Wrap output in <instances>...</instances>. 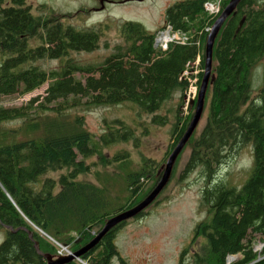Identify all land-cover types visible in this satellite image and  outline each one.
Returning a JSON list of instances; mask_svg holds the SVG:
<instances>
[{"label": "trees", "instance_id": "obj_1", "mask_svg": "<svg viewBox=\"0 0 264 264\" xmlns=\"http://www.w3.org/2000/svg\"><path fill=\"white\" fill-rule=\"evenodd\" d=\"M68 17L35 15L26 0H0V100L26 95L47 83L42 98L15 107L0 105V230L4 232L0 264H45L34 243L41 254L54 259L58 248L53 242L71 253L79 251L111 216L132 208L152 189L193 114L195 101L190 112L180 116L187 82L179 76L198 53L203 69L206 33L199 37L198 48L195 40L201 28L214 21L204 12L202 0L176 2L163 17L161 28L169 25L190 33V44L156 50L153 39L161 28L148 32L138 23L124 22L117 26L121 43L95 64H80L71 54L96 51L109 25L76 29L62 23ZM45 61L58 65L47 70L41 67ZM258 65L262 81L252 98L251 72ZM201 77L202 72L198 85ZM175 93L179 100L163 163L142 157L134 171L127 151L104 156V150L118 144L138 145L130 125L120 119L105 121V132L96 137L84 128L82 116L70 117L74 111L130 103L138 107V115L151 117L150 124L162 126L168 120L158 113ZM204 111V126L196 135L195 129L183 148L189 149V156L179 178L183 181L199 171L205 180L200 205L208 217L194 228L192 239L200 237L204 244L200 253L192 254V263L264 264V246L254 249L256 243H264V1L241 0L220 28ZM246 145L252 153L248 177L239 186L217 179L218 169ZM93 157L102 167L117 168L123 175L112 173L113 178L98 180L95 172L99 186L81 181L80 176L92 173L88 160ZM175 167L176 161L172 173ZM118 179L120 190L109 189L106 180ZM159 196L151 205L159 203ZM147 209L131 220L146 216ZM127 222L112 228L79 260L112 264L115 258L126 264L114 239ZM188 249L182 250L178 264H184ZM231 256L237 257L228 262Z\"/></svg>", "mask_w": 264, "mask_h": 264}, {"label": "rangeland", "instance_id": "obj_2", "mask_svg": "<svg viewBox=\"0 0 264 264\" xmlns=\"http://www.w3.org/2000/svg\"><path fill=\"white\" fill-rule=\"evenodd\" d=\"M111 1L113 3H106L103 7L100 6L99 0H26V3L35 15L53 13L57 16H69L62 19V23L69 24L76 29L95 28L108 24L109 28L104 31L96 51L71 54V57L80 64H95L103 61L105 57L113 52L114 47L121 43L117 26L124 22H135L140 24L146 31L154 32L163 26V17L167 8L184 0ZM57 65V61L41 63V67L47 70L55 69ZM261 68L258 65L251 72L252 98H255L261 86ZM198 70L201 69L198 68ZM46 88L47 83L26 95L2 98L0 105L15 107L28 102L32 98H42L45 95ZM178 100L179 93H175L172 99L162 106L158 114L166 116L168 120L162 126L150 124L151 117L145 114L138 115L136 113L138 107L130 103L113 107H98L89 111H74L70 114V117L82 116L84 128L96 137L105 132V121L120 119L130 125L138 138V145L134 148L132 143L118 144L104 150V156L109 158L115 153L125 150L130 154L132 165L130 169L134 171L139 167L142 157L152 160L158 165L163 163L171 144L173 115L177 109ZM190 101L191 99L187 102L182 98L179 108L180 116L185 117L190 112L192 106ZM193 111L194 109L191 110V112ZM205 117L206 111L203 112L196 127L195 135L204 126ZM140 123H142V126H139ZM188 156L189 149L185 148L178 156L176 169L158 198L159 203L151 205L146 210V216L139 220L128 221L124 227L117 231L114 244L126 264H178L179 255L184 248H189V254L185 258L184 264H193L192 254L200 253V249L204 244L203 239L198 237L193 242L192 239L194 228L208 217L207 209L200 205L205 180L201 177L199 171L189 174L183 181L179 180ZM88 163L92 164V173L82 175L79 179L95 186L101 184L94 177L95 172L100 175L98 180H102V176L113 178L112 173L119 175L124 173L114 167H102L101 161L96 157L89 159ZM251 165V147L246 145L235 150L218 169L217 179H222L230 185L239 186L248 177ZM51 177L56 179L57 175L53 174ZM106 182L111 186L109 189H114L115 192L120 190L121 179L116 180L114 183L110 180H106ZM144 184H146L144 186V189H146L150 181ZM3 233V230H0V243L3 241ZM39 234L43 237L41 233ZM262 244L256 243L254 249L256 251L260 250L263 247ZM236 257H229V262ZM112 264H119V262L114 258Z\"/></svg>", "mask_w": 264, "mask_h": 264}, {"label": "water", "instance_id": "obj_3", "mask_svg": "<svg viewBox=\"0 0 264 264\" xmlns=\"http://www.w3.org/2000/svg\"><path fill=\"white\" fill-rule=\"evenodd\" d=\"M104 0H100V3H103ZM141 2L143 0H136ZM241 0H228L226 6L221 10L220 14L215 18L214 22L211 25L210 31L206 36L205 43H204V50H203V69H202V77L199 81L198 90L195 98V106L192 117L187 125L186 130L184 131L182 137L177 142L174 149L169 154L168 158L165 161V164L161 167L162 173L152 187V189L146 194L144 198H142L135 206L129 208L127 210H123L113 216H111L102 226L97 234L94 235V238L88 242L85 246H83L79 251L59 256L57 258H52L46 255H43L37 249V244H33L36 252L38 255L43 256L45 259V264H67L74 260H79V258L86 253L87 251L94 248L101 239L116 225L121 222H126L134 217H136L139 213L147 209L159 196V194L163 191V189L168 184L174 163L183 150L184 146L186 145L187 141L195 131L201 117L203 114L204 108V98L206 94V90L208 84L211 79V68H212V50L215 38L222 27L225 20L235 11L237 5ZM193 103V102H192ZM32 228L36 229L32 224H30ZM39 233H41L44 237L48 238L43 232L36 229ZM31 238V237H30ZM264 246V243L262 244Z\"/></svg>", "mask_w": 264, "mask_h": 264}, {"label": "built area", "instance_id": "obj_4", "mask_svg": "<svg viewBox=\"0 0 264 264\" xmlns=\"http://www.w3.org/2000/svg\"><path fill=\"white\" fill-rule=\"evenodd\" d=\"M203 1V10L213 21L221 12V5L227 0H202ZM212 25V24H211ZM211 25L203 26L198 32L197 39L195 40V46L199 47V37L202 34L206 35L209 33ZM193 36L190 33L183 32L181 30H174L169 25H165L163 28L156 31L153 39V48L156 50L164 51L170 44L177 45H187L191 43ZM200 69V55H196L195 59L191 62H188L182 73L179 76V80L187 82V87L184 91L183 99L187 102L191 99L190 104L195 100L197 90H198V75L202 72ZM49 239V238H48ZM50 240V239H49ZM51 241V240H50ZM53 242V241H52ZM54 245L58 248V255L64 256L70 254V251L65 246L53 242ZM80 264H85L80 260H76ZM229 262V257L227 258Z\"/></svg>", "mask_w": 264, "mask_h": 264}, {"label": "flooded vegetation", "instance_id": "obj_5", "mask_svg": "<svg viewBox=\"0 0 264 264\" xmlns=\"http://www.w3.org/2000/svg\"><path fill=\"white\" fill-rule=\"evenodd\" d=\"M133 1H136V0H126V2H133ZM106 3H113V1H111V0H104L103 3H100V0H99V4H100L101 7H103L104 4H106Z\"/></svg>", "mask_w": 264, "mask_h": 264}]
</instances>
